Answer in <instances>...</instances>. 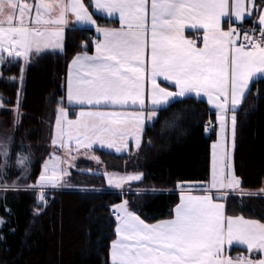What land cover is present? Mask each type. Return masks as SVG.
Returning <instances> with one entry per match:
<instances>
[{"label":"snow or ice","instance_id":"1","mask_svg":"<svg viewBox=\"0 0 264 264\" xmlns=\"http://www.w3.org/2000/svg\"><path fill=\"white\" fill-rule=\"evenodd\" d=\"M69 11L82 29H94L97 34L92 40L95 55H88L89 41L84 40L81 51L68 65V103L63 102V97L56 102L53 146L59 143L64 147L65 137H75L85 149L98 144L119 152L125 146L129 126L139 132L146 120L190 93L207 97L219 126L218 143L212 145L211 177V189L217 191L182 196L173 210L174 218L157 224L145 223L130 210L128 201L113 205L118 223L117 239L109 250L111 264H264V258L225 255V246L234 243L264 255V223L243 216H225L224 204L215 202L237 189L241 195H256L244 189L231 169L229 134L234 148L238 113L252 86L264 80V0L259 4L256 0H71L70 4L65 0H0V80L4 79L6 66L18 67V75L6 81L18 85L13 129L20 121L26 69L34 56L47 50L63 54L62 28ZM116 13L119 28L102 26L95 19L97 14L112 17ZM249 22L245 30L244 24ZM186 28L202 32V38H186ZM146 75L151 81L149 102L144 91ZM158 77L172 82L176 90L161 87ZM260 94L257 89L256 98ZM73 102L81 110L75 119H70ZM85 105L134 111H84ZM4 107L0 96V108ZM11 141L10 134L0 139V177L9 167ZM29 164L27 155L16 154V165L25 178ZM66 174L63 169L58 173L55 166L49 172L46 164L35 184L23 186L38 193L34 215H39L40 207L46 203L44 189L56 188ZM141 180L142 173H135L115 181L109 178V184L122 188L127 182L131 187L132 181ZM20 187L15 181L0 184L4 191Z\"/></svg>","mask_w":264,"mask_h":264},{"label":"trees","instance_id":"2","mask_svg":"<svg viewBox=\"0 0 264 264\" xmlns=\"http://www.w3.org/2000/svg\"><path fill=\"white\" fill-rule=\"evenodd\" d=\"M256 2L259 4L260 0ZM95 19L102 26L115 24L98 15ZM249 26L250 22L244 24V28ZM95 38L93 30L66 29L63 54L49 52L32 60L25 74L20 121L15 129L18 85L6 81L7 77L18 75V67L3 69L0 96L6 107L0 108V139L12 136L9 167L3 179L8 184L15 181L21 187L0 190V220L4 221L0 224V264H109L117 225L111 215L115 211L113 205L128 201L130 210L151 224L173 216L180 191L203 190L207 186L216 128L205 131V126L209 121L217 125L215 111L206 101L189 96L158 111L147 122L138 151L116 156L96 150L110 172L142 173V180L130 190L121 195L105 188L102 175L74 171L65 182L78 181L77 186L45 191L46 203L40 207V214L34 215L38 193L23 186L36 183L42 164L50 158L56 102L63 97L66 104L64 85L68 65L81 51L82 41H89L87 51L92 52ZM257 89L261 90L259 98ZM69 112L72 117L77 108L70 107ZM230 141L229 137V144ZM21 152L30 161L27 178L16 165V154ZM81 167L90 166L79 164L78 168ZM233 170L244 189L256 195L228 196L225 215L264 223V80L252 86L243 110L238 113ZM182 182L205 186L180 188ZM245 252L238 247L230 249L231 254Z\"/></svg>","mask_w":264,"mask_h":264},{"label":"rangeland","instance_id":"3","mask_svg":"<svg viewBox=\"0 0 264 264\" xmlns=\"http://www.w3.org/2000/svg\"><path fill=\"white\" fill-rule=\"evenodd\" d=\"M21 2H24V0H21ZM29 2H30V0H29ZM42 26H46V25H42ZM42 28H44V27H42ZM47 28H49V27H47ZM50 28L52 30H54L55 26H50ZM62 31H63V35H62L61 40H62V43L64 44L65 29L62 28ZM49 52H51V50L46 51V53H49ZM46 53H42L38 56H34L32 60L38 59L39 57L43 56ZM78 110H81V109L79 108ZM83 110H85V109H83ZM77 115L78 114L76 113L74 116L70 117V119H75L77 117ZM148 121L149 120L145 121V125L147 124ZM145 125H144V128H145ZM53 126H55V119H54ZM144 128H143V130L141 129L142 130L141 136L139 137L140 142H141V138L143 136ZM53 130H54V127H53ZM218 131H219V127L217 128V131H216V141L214 143H218V137H217ZM139 132H137L135 130V128L132 131V129L129 127L127 129V135L129 136V138H132L133 140L126 142V139H125V146L123 148H121V150L119 152L114 147L108 148L105 146V147L101 148L98 144H93L90 148L85 149L82 143L78 144L75 137H73L70 140L67 137H65L64 147H60L59 143H57V145L53 146L52 140H51L50 154H49L50 158L47 159L42 164L40 174L44 170L46 164L48 165L49 172L51 171V168L53 166H55L58 173L60 172L61 169H63L68 174L61 176V182L59 183V185L56 188H46V189H44V191L65 189V188H67V186L74 189L79 182L78 181L74 182V180H73V181H70V183H67V182H65V180L67 178L68 179L71 178L72 177L71 175L73 174V172L78 171V170H80L81 173L102 175L105 179V188H107L108 190L114 189V191H122V190L124 191L129 186V183H127V182L123 183L122 188L117 189L116 187L109 184V178H111L115 181V180H118L120 177H123V176L128 175V174H119V173L110 172L107 168V165L101 160L100 155L96 150L112 153L116 156L125 155L130 150H133L134 152H136V151H138V149L141 145L140 143H139V145H137V137L139 136ZM52 135H53V133H52ZM229 145H230L229 146V158H230L229 162H230L231 169L233 170V150H234V148L231 147V141H230ZM93 156L96 157L97 159H92ZM2 162H3L2 158H0V163H2ZM79 164H87L90 167L89 168L81 167V169H79L78 168ZM212 172H213V148L211 146L210 177H209V181L207 183V187H209V188H211ZM131 174H135V173H131ZM3 178L4 177H0V184L5 182V180ZM137 182H139V181H132L131 186L136 185Z\"/></svg>","mask_w":264,"mask_h":264},{"label":"crops","instance_id":"4","mask_svg":"<svg viewBox=\"0 0 264 264\" xmlns=\"http://www.w3.org/2000/svg\"><path fill=\"white\" fill-rule=\"evenodd\" d=\"M70 2H71V0H65V3H69V4H70ZM97 15L100 16V17H103V18H105V19H108V20H111V21L115 22L114 25L109 26V27H112V28H119V27H120V23H119V14H118V13L114 14V16H112V17H107L106 14H97ZM234 26H235V25H234ZM41 27L47 28V27H50V26H41ZM225 27H226V26H225ZM72 28H81V27H80L77 23H75V17H74V16L72 15V13L69 11V12L67 13V23H66L65 25H63V29L66 30V29H72ZM81 29H82V28H81ZM93 31H94V29H93ZM94 32H95V31H94ZM95 34H96V33H95ZM96 35H97V34H96ZM184 35H185L186 38H188V39H193V40H194L197 36H201V38H202V32H201V33H195L193 30L188 29V28H186V29L184 30ZM101 38H102V37H101ZM198 46L202 47L203 45H202V43H200ZM88 55H90V56L95 55V46L93 47V51L90 52V53H88ZM70 63H71V62H70ZM68 78H69V68H68V70H67V74H66V78H65V85H64V86H65V102H66V104L68 103V101H67V81H68ZM254 79H255V78H254ZM157 83L160 84L161 87H165V88H167V89L170 90V91H175V90H176V89H175V86H174V84H173L172 82H170V81H165L162 77H158V78H157ZM144 91H145L146 102H149L148 97L150 96V91H151V81H150V79H149V77H148L147 75L145 76V81H144ZM189 96H190V97H194V98H196V99H201V100L206 101L207 104L210 106V108H211L212 110L215 111V109L212 107V105H210V104L208 103L207 97L204 96L203 94H201V96L197 97V96L195 95V93H190V94H187L185 97H189ZM185 97H180V98H178V99H182V98H185ZM72 107L77 108V112H76V113L78 114L79 111H80V110H78V109L80 108V106L75 105V103L73 102ZM83 109H85L84 111H103V112H110V111H114V110H115V111H125V112H127V113H131L132 111H134V109H131V108H129V109L93 108L92 106H88V105H85ZM144 125H145V122H144V124H143V126H142V130H143V128H144ZM129 127H130V128L132 129V131H133L134 127H132V126H129ZM218 127H219V126H218V124H217V127H216V129H215L216 131H217V128H218ZM142 130H140V132H139V136H138V137L141 136V131H142ZM229 137H230V136H229ZM125 139H126V142H127V141H131V140H133L132 138H129L128 135H126ZM128 143H129V142H128ZM226 171H228V170H226ZM128 187H129V186H128ZM128 187H127V188H128ZM117 189H118V188H117ZM216 191H217L216 189H211V188H209V187H207V186H206L205 189H203V190H199V191H191V190L187 191V190H184V191L179 192V197H180V201H179V203L181 202V197H182V196H193V197H196V196H201V195L211 194V193H214V192H216ZM224 191H228V190H224ZM235 193H239V194H240L239 189H237ZM215 202H220V203H223V204H224V214H225V199H224V200H218V201H215ZM225 216H226V215H225ZM172 218H174V213H173V216H172L170 219H172ZM170 219H165V220H160V221H166V220H170ZM246 220H249V219H246ZM160 221H157V222H155V223H151V224H157V223L160 222ZM117 223H118V222H117ZM115 228H116V227H115ZM115 239H117L116 233H115ZM115 239H114V240H115ZM233 247H238V248L243 249V250L246 251L244 254H238V255L246 256V257H248V258H252V259H254V258H264V255H258V254L255 253V252H249V251H247L245 245H240V244H236V243H234V244L231 245V246H228V245L225 246V249H226V251H225V255L234 258V257H233L234 254H231V253H230V249L233 248ZM109 264H111V260H110V252H109Z\"/></svg>","mask_w":264,"mask_h":264},{"label":"water","instance_id":"5","mask_svg":"<svg viewBox=\"0 0 264 264\" xmlns=\"http://www.w3.org/2000/svg\"><path fill=\"white\" fill-rule=\"evenodd\" d=\"M178 186L180 188H202L205 186V184L204 183L182 182Z\"/></svg>","mask_w":264,"mask_h":264},{"label":"built area","instance_id":"6","mask_svg":"<svg viewBox=\"0 0 264 264\" xmlns=\"http://www.w3.org/2000/svg\"><path fill=\"white\" fill-rule=\"evenodd\" d=\"M207 127H208L209 130H212V129L215 127V124H214V123H209ZM111 214L113 215V212H112ZM113 216H114V215H113ZM114 217H115V216H114ZM236 257H238V256H236ZM236 257H235V258H236Z\"/></svg>","mask_w":264,"mask_h":264}]
</instances>
